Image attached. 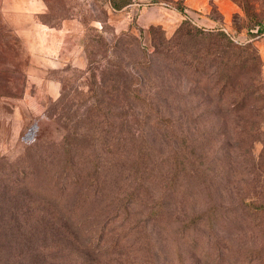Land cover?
I'll return each instance as SVG.
<instances>
[{
    "label": "trees",
    "instance_id": "obj_1",
    "mask_svg": "<svg viewBox=\"0 0 264 264\" xmlns=\"http://www.w3.org/2000/svg\"><path fill=\"white\" fill-rule=\"evenodd\" d=\"M172 1L183 14V0ZM121 42L106 45L104 63L90 60L78 72H88L90 100L67 121L56 120L57 137H46V126L37 135L35 127L30 139L21 137L17 160L0 158V264L127 263L123 251L137 250L135 237L162 218L159 200L176 197L184 203L177 207L180 229L214 237L218 264L228 252L235 264L262 263L264 80L257 50L187 16L152 51L139 47L129 68L118 61ZM166 74L182 78L204 107L170 109L182 97ZM218 190L225 193L221 201ZM21 191L39 201L24 208L40 216L31 227L22 226L23 209L13 202ZM190 193L204 194L206 203L188 215ZM11 244L20 245L15 260L16 251L6 250Z\"/></svg>",
    "mask_w": 264,
    "mask_h": 264
},
{
    "label": "rangeland",
    "instance_id": "obj_2",
    "mask_svg": "<svg viewBox=\"0 0 264 264\" xmlns=\"http://www.w3.org/2000/svg\"><path fill=\"white\" fill-rule=\"evenodd\" d=\"M34 1L0 0V158L3 157L9 163L17 160L23 153L24 143L21 137L30 139L35 127L39 135L45 126L49 130L46 137H57L60 129L56 120L59 118L58 121L65 122L69 114H73L75 110L79 113L86 106V100H90L87 91L89 87L86 85L88 72H83L80 77L77 74L86 69L90 60L104 63L109 53L106 50L109 42L124 41L120 44L124 52L120 53L121 56L118 54V61L124 68H129L130 64L136 63L140 58L137 52L139 47L152 51V43L170 39L183 19L175 20L181 12L175 8L179 3L172 0L152 3L161 4L168 9L167 13L162 14L149 8L148 6L152 5H148V0H112L114 7L120 6L123 1L127 3L120 8H113L111 0H36L43 4L44 11L32 16L28 10ZM231 2L234 9L227 18L219 12L212 0L205 12L212 22L200 21V17L193 12H188L187 18L195 26L212 31L221 30L226 35L238 39L240 44H251L261 57L264 80V0ZM132 3L136 5L130 7ZM144 13L151 18L164 17L165 24L141 25L139 20ZM33 20L50 28H59L63 24V43L58 61L51 62L52 57L43 61V56L31 52L32 40H27L26 30ZM173 21L176 23L174 26ZM57 25L59 27H56ZM163 25H166V28ZM34 41L38 47L40 42ZM165 77L168 85L181 92L182 97V101L180 96L171 101L167 105L170 109L179 111L182 107L192 108L196 104L204 107L200 101L201 96L191 90L188 92L190 86L182 78L171 74ZM63 84L65 96L58 99ZM117 103L129 112L126 102L120 100ZM154 141L159 148L163 147L160 140ZM156 143L153 142L154 145ZM256 149H259L258 145ZM28 193L24 195L23 191L14 192L12 196L13 202H18V206L23 209L22 218L19 219L22 220L24 228L26 224L33 226L34 219L40 217L33 209L30 214L24 212L29 202L38 201L33 192ZM217 193L221 195L217 201H221L225 193L220 190ZM203 195H186L184 202L188 215L206 203ZM176 198L174 202L168 198L159 200L163 205L160 214L162 218L149 222L146 230L141 231L145 233L135 237L137 250L134 248L123 251V258L127 262L124 264H218L216 246L212 240L214 237L200 230L180 229L179 218L182 215L177 212V207L180 208L184 203ZM1 199L0 196V202ZM138 216L140 214L136 218ZM51 236L58 238L56 232ZM132 239L134 237L129 238L130 241ZM228 246L233 247L232 243ZM261 247L264 248L263 245ZM19 249L20 245L11 244L6 250L11 254L16 251L13 256L15 260L18 251H21ZM221 258L220 264H235L229 252L226 255L222 253ZM250 264H264V261H253Z\"/></svg>",
    "mask_w": 264,
    "mask_h": 264
},
{
    "label": "crops",
    "instance_id": "obj_3",
    "mask_svg": "<svg viewBox=\"0 0 264 264\" xmlns=\"http://www.w3.org/2000/svg\"><path fill=\"white\" fill-rule=\"evenodd\" d=\"M211 0H183V7L184 12L177 14L176 21H179L183 18V16H187L188 12H193L198 17H200V21L202 20H209L212 22L211 19L208 18L206 15V7ZM216 5L219 12H221L225 18H227L228 14L234 9L231 0H212ZM136 5V3H132L130 7ZM152 6H148L151 9L156 10L159 13H167L168 9L164 6H161V4H148ZM136 9V8H131ZM150 9V10H151ZM29 14L32 16H35L36 14L42 13L44 11V6L42 3L34 1L33 4H31V7H29ZM176 17V13L174 14ZM31 16V17H32ZM164 17L156 18V17H149L146 13L141 15L139 23L141 25L149 24V23H164ZM226 21V19H224ZM165 24V23H164ZM176 23L173 21L172 25L174 26ZM164 28H166V25H163ZM26 36L27 40L31 41V52L34 55L43 56V61H47L48 57H52L51 62L58 61L59 54L61 52L62 47V37L63 34V24L59 28H50L45 24L42 23H36V21L33 20V22H30V25L28 26L26 30ZM38 40L40 44L35 46V41ZM56 60V61H55Z\"/></svg>",
    "mask_w": 264,
    "mask_h": 264
},
{
    "label": "built area",
    "instance_id": "obj_4",
    "mask_svg": "<svg viewBox=\"0 0 264 264\" xmlns=\"http://www.w3.org/2000/svg\"><path fill=\"white\" fill-rule=\"evenodd\" d=\"M232 40H234L235 42H238V39L234 38L233 36H229Z\"/></svg>",
    "mask_w": 264,
    "mask_h": 264
}]
</instances>
